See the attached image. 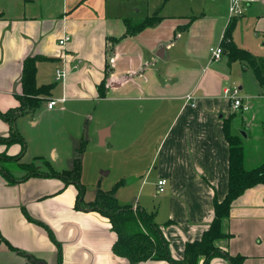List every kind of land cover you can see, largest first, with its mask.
I'll return each mask as SVG.
<instances>
[{"label":"crops","instance_id":"1","mask_svg":"<svg viewBox=\"0 0 264 264\" xmlns=\"http://www.w3.org/2000/svg\"><path fill=\"white\" fill-rule=\"evenodd\" d=\"M109 1L0 0V111L21 107L17 97L23 94L24 63L36 56L40 58L38 86L56 84L51 100L64 101L52 110L45 102L35 114L26 115L33 118H19L15 130L23 138L26 119L33 127L40 125L42 115H71L77 122L88 115L87 103L101 105L108 98L138 105L161 102L162 112L172 116L147 176L156 180L154 184L165 179L168 186L157 202L143 199L140 191L133 206L154 215L172 257L183 260L186 245L201 240L210 228L215 198L221 202L229 191L230 145L224 122L234 115L237 136L264 138V87L246 63L230 62L226 52L220 61L210 60L209 49L221 45L224 36L228 22L224 15H161L164 20L159 25L125 37L127 20L139 23L152 15L140 17L141 10L128 2L111 0L109 5ZM256 21V29L264 35V10ZM66 35L71 40L62 48L58 42ZM113 39L119 42L112 45ZM233 40L253 54L238 45L234 33ZM58 70H66V78L58 81ZM106 72V97L101 98L98 86ZM236 87L250 100L248 112H235L224 96L227 88ZM188 94L194 97L195 106L186 101ZM132 116L131 109L127 127L117 133L127 138L129 147L145 138L143 132L131 142L140 123ZM96 125L99 145L114 148L116 143L108 142L116 135L117 123ZM10 135V125L0 117V138ZM57 153V148H51L55 160ZM26 154L22 143L0 141V264H58L59 245L62 264H131L114 254L118 238L109 218L87 208L91 202H84V197L78 200L77 184H66L52 173L39 172L26 180H22L24 175L9 174L17 165L30 164L23 162ZM51 169L53 173L68 171L52 165ZM147 176L142 187L149 183ZM222 230L229 237L217 241L216 247L226 257H215L210 264H232L228 258H242L241 264H264V185L247 190L233 203ZM140 264L172 263L149 260Z\"/></svg>","mask_w":264,"mask_h":264},{"label":"rangeland","instance_id":"2","mask_svg":"<svg viewBox=\"0 0 264 264\" xmlns=\"http://www.w3.org/2000/svg\"><path fill=\"white\" fill-rule=\"evenodd\" d=\"M114 2L117 4L128 2L134 9L141 10L138 12L140 17H145L147 14L153 15L159 9L162 16L176 14L178 16L200 17L204 13L206 17L211 18L222 17L223 15L227 17V20L232 18L231 0H113ZM113 3L111 0L109 1V5ZM155 4L157 8H154ZM240 9L241 15L235 16V18H242L243 20L235 27V41L238 42L239 46L251 51L256 58H264V35L256 29V17L264 10L262 0L251 4L243 3ZM210 60L212 61L211 55ZM250 69L252 70V68ZM139 104L108 98L101 105L98 103L85 104L88 115L86 118L83 116L77 122L71 115L65 117H43L42 115L40 125L33 127L28 124L29 120L26 119V125L21 130L25 135L23 138L25 142L24 152L27 153L23 162L35 164L38 172L53 173L51 165L56 170H72L73 162L79 156L81 159L80 184L84 189V202L95 201L99 191L115 192V197L122 206H133L140 191L143 192V199L157 202L164 196V192H159L158 183L154 184L156 180L153 179L152 181L147 176V171L150 162L156 155L159 138L162 136L172 113L168 115L163 113L162 111L165 109L161 102ZM139 107L142 108L139 109ZM146 107L151 109L148 114ZM131 109L132 117L140 119L137 130L132 134L131 142L138 139L143 132L145 138L129 147L127 138H122V133H117L118 130L121 132L125 126L127 127V115ZM139 110L143 114H140ZM165 116L166 119H164ZM26 117L33 118V116ZM57 119L61 120V128ZM235 119H238V116ZM98 123L102 127L117 123L116 135L108 142L110 145L115 142L114 148L99 145L96 125ZM147 126H150L149 131H147ZM232 126L233 133L238 135L235 126L233 124ZM241 137L246 151L247 169L256 168L264 159V138L245 139L244 136ZM51 148H57V160L50 154ZM155 168L156 166L152 167V169ZM102 171L109 172V174H102ZM26 173L27 170L19 165L9 172L12 177H20ZM146 176L145 181L149 183L142 187V181ZM149 184L151 185L149 186ZM167 186L168 183L165 188ZM90 207L87 206V208Z\"/></svg>","mask_w":264,"mask_h":264},{"label":"trees","instance_id":"3","mask_svg":"<svg viewBox=\"0 0 264 264\" xmlns=\"http://www.w3.org/2000/svg\"><path fill=\"white\" fill-rule=\"evenodd\" d=\"M1 18V17H0ZM164 18L160 11H156L152 16L147 17L142 22L136 23L130 20L126 21L125 37L134 36L147 28L159 25ZM193 21V19H192ZM238 19L229 18L221 47L226 52L230 62L241 61L246 63L254 71L260 85L264 87V59H258L250 52L240 49L233 40V33L237 26ZM189 29V26L185 27ZM113 45L119 40H110ZM110 43V42H109ZM110 46H112L110 44ZM215 47V46H214ZM40 58L30 57L24 63L22 76V96L17 98L21 102V107L17 110H10L6 113L0 111V117L11 127V135L8 138H0V141L7 144L22 143L25 147L23 137L15 130L16 121L29 114H35L42 108L44 103L51 101L53 90L56 84L38 86L37 84V63ZM109 74L106 72L104 80L98 86V92L101 98L106 97V81ZM233 117V118H232ZM234 115L224 122V131L230 145V180L229 191L225 199L221 202L217 197L214 201V220L210 228L204 233L199 241H194L186 245L185 258L175 260L170 252V246L164 237L161 228L155 224L154 215L134 206H122L115 197V192L99 191L95 201L89 203V209L99 210L104 216L109 218L112 225V231L117 235V242L113 246L115 255L127 259L131 264H140L149 260L169 261L172 264H210L215 257H226L220 249L216 247V242L226 239L222 230L223 221L230 218L233 203L239 199L247 190L258 185H264V162L253 170H247L245 167V149L243 138L233 133L232 124ZM20 157L17 158L19 160ZM78 156L72 170L62 173H52L50 176L62 179L66 184H77L80 193L78 200L83 201L84 189L80 184L81 161ZM23 169L27 170L22 180L31 176L39 175L35 164H22ZM11 249H15L11 246ZM27 257L34 260L31 256ZM232 264H241L242 258H228ZM58 264H62L61 248L59 245Z\"/></svg>","mask_w":264,"mask_h":264},{"label":"built area","instance_id":"4","mask_svg":"<svg viewBox=\"0 0 264 264\" xmlns=\"http://www.w3.org/2000/svg\"><path fill=\"white\" fill-rule=\"evenodd\" d=\"M260 0H231V17H235V16H240L241 15V4L243 3H254ZM263 1V0H262ZM71 37L66 35L64 36L59 42V46L62 48H65L66 45L70 42ZM209 53L212 57V61L217 62L220 61L222 59V56L224 55V50L223 48L219 45L216 47H211L209 49ZM57 74V80H61L66 78L67 76V71L66 70H58L56 72ZM224 96L231 102L232 108L235 112L239 113H245L248 112L251 109V103L250 100L248 98H245L241 95L240 90L236 87V88H227L224 91ZM186 101L188 103H193V106H195L194 103V97L192 96V94H188L185 97ZM63 100H51L48 103V108L50 110L54 109L57 104L59 102H63ZM158 189L160 193H163L165 191V186L167 185V180L162 179L160 181H158Z\"/></svg>","mask_w":264,"mask_h":264}]
</instances>
